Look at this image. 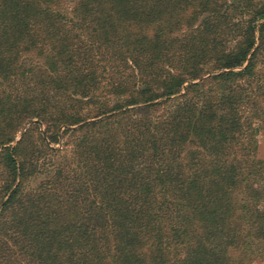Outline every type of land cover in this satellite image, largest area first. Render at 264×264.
<instances>
[{
    "label": "trees",
    "instance_id": "1",
    "mask_svg": "<svg viewBox=\"0 0 264 264\" xmlns=\"http://www.w3.org/2000/svg\"><path fill=\"white\" fill-rule=\"evenodd\" d=\"M264 0H0V264L264 263Z\"/></svg>",
    "mask_w": 264,
    "mask_h": 264
},
{
    "label": "rangeland",
    "instance_id": "2",
    "mask_svg": "<svg viewBox=\"0 0 264 264\" xmlns=\"http://www.w3.org/2000/svg\"><path fill=\"white\" fill-rule=\"evenodd\" d=\"M259 140V157L264 160V131L258 137ZM254 264H264L262 262H256Z\"/></svg>",
    "mask_w": 264,
    "mask_h": 264
}]
</instances>
